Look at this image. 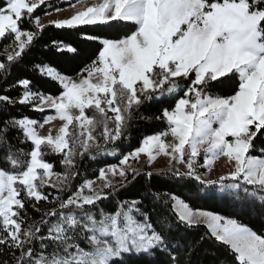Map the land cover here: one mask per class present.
<instances>
[{
	"label": "snow or ice",
	"instance_id": "obj_1",
	"mask_svg": "<svg viewBox=\"0 0 264 264\" xmlns=\"http://www.w3.org/2000/svg\"><path fill=\"white\" fill-rule=\"evenodd\" d=\"M48 28L95 53L74 75L33 62L54 92L22 77L0 93V264H192L204 242L224 253L217 264H264V234L194 203L221 200L264 220V0H0V83ZM43 49L80 54L61 39ZM16 105L41 115L12 116ZM150 106L157 113L145 115ZM139 121L159 129L123 150ZM160 156L167 167L149 171ZM89 161L102 164L91 177ZM217 161L227 171L213 177ZM140 176L187 195L149 186L151 206L121 199Z\"/></svg>",
	"mask_w": 264,
	"mask_h": 264
},
{
	"label": "trees",
	"instance_id": "obj_2",
	"mask_svg": "<svg viewBox=\"0 0 264 264\" xmlns=\"http://www.w3.org/2000/svg\"><path fill=\"white\" fill-rule=\"evenodd\" d=\"M53 2H57V0H53ZM64 6V5H62ZM43 7V6H42ZM38 14L43 17V13L40 9L37 10ZM47 23V22H46ZM120 29H108L105 28L101 34L106 36H116L121 33ZM52 39H61L65 40L68 43L74 44V46L78 47L80 50V54L68 59H59L55 56H52L50 53H46L43 49V45L45 43L50 42ZM96 46L90 43H84L78 41L75 35L70 33L61 32L59 30H55L53 28H48L46 30L41 39L36 43L35 47L31 51V53L25 58V61L22 64L16 65L11 70V75L7 78L6 81L0 83V93L4 92L6 85L13 83L16 79L22 77H28L33 80L34 84L39 88L46 92H54L55 86L48 80H44L39 76H36L34 73L28 71V67L33 62H48L54 66H56L62 73H66L69 75H74L76 71L79 70L80 67L83 66L85 62H88L90 58L94 56ZM3 53V42H0V54ZM2 79V78H0ZM230 84H225L220 86L217 91L220 93H227L229 91ZM18 90H11L6 94L16 96ZM156 107H146L143 109L145 115H153L157 113ZM10 115L12 116H21L28 115L34 118L39 117L41 114L31 112L28 108L20 105H16L15 107L10 109ZM159 129V125L155 121H139L137 127H133L131 131V140L125 143L122 148L123 150H131L132 147H136L139 144V140L142 138V134H151ZM100 159H106L109 162H115L113 157H104ZM102 166V164L98 162L89 161L88 162V174L91 177L93 169ZM167 167V166H166ZM163 168H155L148 169L149 171L155 172L158 169ZM151 188L152 191H172L177 194L187 195L188 188L183 184H177L175 182H170L165 178H161L159 176H154L151 181H148L145 176L138 177L137 181L133 182L121 192L120 198H138L140 196L145 197V202L149 206H151L152 201L147 199L151 195V192L148 191V188ZM197 207L203 208L205 210L217 212L222 215H236L240 220L244 223L248 224L258 233L264 234V220H261L259 216L251 215L248 213H239L238 210H234L229 204L225 203L221 200H199L194 201ZM115 207V200L106 201L105 208L107 211H111ZM204 231L203 228L199 230L191 231L185 234V239L187 241L195 242L199 240L200 235ZM224 256V253L220 248L214 247L212 244L208 242L201 243L197 246L191 256L192 264H217V261L220 260ZM130 264H144V261L141 259H131Z\"/></svg>",
	"mask_w": 264,
	"mask_h": 264
},
{
	"label": "rangeland",
	"instance_id": "obj_3",
	"mask_svg": "<svg viewBox=\"0 0 264 264\" xmlns=\"http://www.w3.org/2000/svg\"><path fill=\"white\" fill-rule=\"evenodd\" d=\"M89 3L95 2V0H88ZM71 10L62 12V13H58L55 14L53 17H51V19H55V18H63L66 17L70 14ZM49 18L48 17H43V22H47ZM167 166V159L163 156H160L157 158L156 161H154L153 166L150 169H155V168H163ZM137 167H139V165H137ZM227 171L226 166L221 163L220 161H217L216 164L214 165V171L212 172V176L215 177L221 173H224Z\"/></svg>",
	"mask_w": 264,
	"mask_h": 264
}]
</instances>
